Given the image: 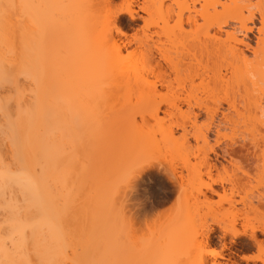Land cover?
<instances>
[{"label": "bare ground", "instance_id": "6f19581e", "mask_svg": "<svg viewBox=\"0 0 264 264\" xmlns=\"http://www.w3.org/2000/svg\"><path fill=\"white\" fill-rule=\"evenodd\" d=\"M111 2L0 0V264H115L114 217L106 213L115 209L114 204L120 211L117 200L123 194L118 187L129 182L131 144L147 142L148 138L142 129L145 116L142 126L137 125L133 114L126 119L137 94L158 118L159 113L194 109L189 98L165 97L160 88L169 90L172 81H211L215 101L210 112L211 128L237 131L253 119L262 129L260 139L252 134L249 140L224 150L225 154H256V149L263 148L264 157L260 143H264V0H145L144 13L164 21L162 31H169L170 22L175 21L195 31V39L189 49L175 57L147 44L149 70L143 75L132 69L128 62L131 55L125 56L121 47L111 45L119 16L107 17L103 23L96 20L95 9L102 5L106 8ZM131 4L128 2L122 12L130 19L140 18ZM250 34H255V46ZM154 36L160 37V33L154 31L149 39ZM143 44L139 41V45ZM116 92L126 94L121 97L118 93L125 99L120 101L127 105L122 104L123 111H127L124 116L128 114L123 120L125 126L122 124L127 129H123L126 140L118 138L120 132L118 136L114 134L121 142L118 159L109 160L105 151L96 149L94 159L98 164L103 160L101 166L93 161L98 167L94 165L90 171L80 161L83 168L74 171L81 138L82 142L85 136L88 141L90 137L99 140L109 129L100 120L105 113L101 114L105 107L102 102L111 104L117 98ZM111 95L115 97L111 99ZM219 114L222 119L217 121ZM167 141H177L174 132L169 133ZM91 143L97 146V141ZM237 143L241 145L235 150ZM211 152L216 158L220 156L217 149ZM80 154L78 158H82ZM83 154L88 157V153ZM204 164L209 171L216 168L208 154ZM153 171L154 167H149L143 173L154 176ZM168 177L181 187L182 178L176 173ZM80 182L83 184L78 186ZM207 190L201 192L203 197L207 199L208 193L219 197L218 205L235 209L240 203L225 188L222 193L214 186ZM77 192L78 196H86L85 204L79 207ZM242 205L248 210L259 206L244 201ZM235 223L232 227L220 226V238L228 235L235 243L245 236L260 255L243 256L242 260L264 263V240L258 238L264 235V226L239 232ZM213 231L211 228L202 233L205 244L210 245ZM225 249L226 244L210 249L212 260L204 255L197 264H236Z\"/></svg>", "mask_w": 264, "mask_h": 264}, {"label": "rangeland", "instance_id": "374dc122", "mask_svg": "<svg viewBox=\"0 0 264 264\" xmlns=\"http://www.w3.org/2000/svg\"><path fill=\"white\" fill-rule=\"evenodd\" d=\"M128 2H132L131 9L136 11L141 16L140 18L130 19L128 15L122 12ZM100 7H96L98 10L95 9L98 23L105 22L107 17L119 16L115 21V31H113L115 40L111 45L117 44L121 47L123 55H131L132 58L127 61L130 62L134 71L140 72L142 75L149 70L148 58L150 54L148 53L147 44H151L157 52L161 50L164 55L167 53L172 57L186 51L193 45L195 31H191L188 26L176 25L175 21L170 22L169 31H162L160 28L164 26V21L158 18H150L144 13L145 0H112L108 7L103 8V5ZM154 23L159 28L153 26ZM154 31L159 32L160 37L154 36V39L150 40L149 36ZM254 35L250 34V38L253 40L252 45L255 46L256 39ZM242 37L239 35L240 39ZM139 41L144 44L139 45ZM171 84L173 85L169 90L165 87L160 88L161 93L169 98L180 95L189 98L192 106H194L193 111L184 108L182 112L159 113L158 118H155L148 104H145L139 97L140 94H137L132 98L131 111L128 109L130 116H127V113L125 115L127 119L128 117L131 118L133 114L132 118L136 117L137 125L141 126L143 125L142 116H145L147 121L142 129L146 132L145 135H148V138L147 142L130 143L129 182L118 187L121 188L120 192L122 191L120 195L123 194L119 197V201L117 200L121 205L119 206L120 211L114 204L115 209H111L112 212L106 213L107 216L111 214V218L114 217L112 218L113 221L111 220L113 223L112 259L114 263L123 264L124 260V264H197L198 259L204 255L212 260L208 253L210 249H219L226 244L228 249L225 250L230 253L232 261H235L236 264H264L261 261L242 260L243 256L258 257L260 255L257 248L249 246V241L245 236L237 238L235 243L231 242L228 235L220 238V226L232 227L235 221V228L239 232L249 231L252 227L264 226L263 148L256 149V154L251 149L254 154L244 153L238 156H229L224 151L230 149L236 142L241 143L243 139L249 140L252 134L257 135V138L260 139L262 129H258V122L253 119L247 122V125L241 126V129H238L240 131H232L228 127L219 130L214 127L211 128L210 112L215 106L211 92V81H172ZM119 94L114 99L112 97H115V95H111L113 102L109 100L110 97L107 98L111 104L102 102L105 107L102 106L104 109L101 114L103 115L105 112V116L103 115L102 119H99L103 124L106 122L108 125H106V128L109 127L105 131L106 134H104L107 137V142L105 139L104 143V136L99 140L90 137L91 142L96 143L97 141V146H94L86 139V136L83 142L81 138L80 143L82 142V144L78 143L77 148L79 150L77 151L85 152H81V154L76 152L74 160V167L76 168H74V171L83 168L81 166L84 165V168L89 167L88 169L91 171V167L96 165L93 161H96L94 157H96V152L100 148L109 155V160H111V157L114 160L118 159L119 149L121 150L119 143L121 142H117L114 134L118 136L120 132L118 138L122 137L120 140H126L124 134L126 132L123 133L125 131L123 129H126L123 123V120H125L123 112H127L123 111L124 106L122 104H124L125 101L123 100L125 99L121 98L126 94H123V96L120 94L121 97H119ZM199 107L203 110H200ZM163 108H166V106H163ZM257 115L261 118L260 113H257ZM99 116L101 117L100 114ZM104 119L105 121H103ZM215 119L219 121V119H222L221 115L219 114ZM182 125H186V128L182 129ZM102 127L104 126L102 125ZM216 131L218 132L216 133ZM170 132L175 133L177 141L174 143L167 141ZM204 136L208 138L204 139ZM109 138H112V142L108 141ZM108 142L110 146L107 145ZM88 143L89 148H87ZM238 143L235 144L237 147L233 146L235 150L239 149L238 146L242 144ZM260 143L263 147L264 143L261 141ZM91 148L93 150H90ZM212 149H217L220 156L216 158L211 152ZM77 153L82 158H78ZM83 153H88L89 155H86L88 157H85ZM90 153L93 155L92 157ZM206 154L210 156L211 164L216 165V168L212 171H209L205 164L203 165ZM222 155L226 157H221ZM83 156L86 161H84ZM89 157L91 160L88 161L87 158ZM96 162L99 165L103 160L99 164L98 161ZM83 163L85 164L83 165ZM97 165L96 167H98ZM149 167H154L153 172L156 176L144 175L143 172ZM173 172L177 174L179 179L182 178L181 181L179 180L181 187L180 184L175 185L177 183L175 180L171 182L170 179L172 178L168 179L171 177H168V175H172ZM124 178H122L123 181H125ZM80 184L81 182L78 186ZM87 184H84V186H87ZM209 186H214L221 193L224 192L225 188L227 194L229 196L233 195L240 203L237 204L235 209H229L226 204L223 206L218 205L219 197L215 195H209L208 193V198H204L202 193H207ZM78 192L76 204L79 207V204H85L86 196L83 193L84 196H81L82 194L78 196ZM117 195L116 197L119 196ZM243 201L247 205L254 204L257 206L259 204V206L256 210H248L242 205ZM211 228L215 231L211 233V243L209 245L205 244L201 237L203 232ZM258 238L264 240V235H258Z\"/></svg>", "mask_w": 264, "mask_h": 264}]
</instances>
